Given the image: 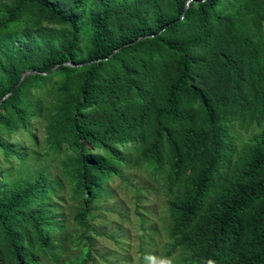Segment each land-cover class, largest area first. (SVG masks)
Instances as JSON below:
<instances>
[{
	"label": "trees",
	"instance_id": "1",
	"mask_svg": "<svg viewBox=\"0 0 264 264\" xmlns=\"http://www.w3.org/2000/svg\"><path fill=\"white\" fill-rule=\"evenodd\" d=\"M187 2L0 0V131L44 118L73 201L46 168L0 182V264H97V201L133 169L161 186L168 241L126 243L117 264H264V133L236 159L231 138L264 121V0ZM27 70L48 73L4 99Z\"/></svg>",
	"mask_w": 264,
	"mask_h": 264
},
{
	"label": "rangeland",
	"instance_id": "2",
	"mask_svg": "<svg viewBox=\"0 0 264 264\" xmlns=\"http://www.w3.org/2000/svg\"><path fill=\"white\" fill-rule=\"evenodd\" d=\"M6 1L11 2L12 0ZM26 27H31L29 28L31 32L36 30L29 22H21L19 25L22 33ZM45 27L57 28L59 26L45 21L41 31H44ZM58 79L57 75L54 76L45 87H51ZM43 90L44 88L32 89L38 94L43 93ZM51 98V96H46V100ZM232 127L231 138L236 148L234 159L249 143L264 133V121L253 123L248 127H240L238 124ZM4 132L0 131V139L12 145L13 149L22 153L24 157L20 158L15 152L7 155L0 147V182L6 187L22 184L46 168L52 178L56 176L64 183V189L61 191L63 200L60 203L64 212L68 213L73 207L72 185L62 174L60 160L64 156V151L71 152L69 147L66 146L63 152L56 154L48 151L46 120L42 117H34L31 125L13 131L10 135ZM126 175L130 184L115 178L108 186L107 193L109 194L101 197L96 204L95 213L98 217L93 221V226L95 230L105 234L100 237L95 235L93 253L97 264H117L123 256L122 247L130 242L138 246L143 237L147 238V242L155 240V245L161 250L168 241V234L165 230L168 209L161 186L152 181L144 169H133ZM142 219L145 220L144 223ZM69 226L73 228L71 222ZM159 243H161L160 246ZM158 258H160L159 255ZM163 261L166 260H155L152 255H149L144 264H164ZM166 262V264L176 263L173 259Z\"/></svg>",
	"mask_w": 264,
	"mask_h": 264
},
{
	"label": "water",
	"instance_id": "3",
	"mask_svg": "<svg viewBox=\"0 0 264 264\" xmlns=\"http://www.w3.org/2000/svg\"><path fill=\"white\" fill-rule=\"evenodd\" d=\"M191 1H192V0H188V2H187V7H189ZM118 50H119V49H116V50L114 51V53H116ZM114 53H113V54H114ZM113 54H112V55H113ZM112 55H111V56H112ZM86 63H89V62L79 63V64L72 63V62H64V64H68V65H71V66H83V65H85ZM57 66H59V64L55 65V66L52 68L51 71L55 70V69L57 68ZM37 73L47 74L48 72H45V71H44V72H40V71H38V70H27V71L23 74V76L21 77L20 81L14 86V88H12V89L6 94V96L4 97V99H5L7 96H9V95H10L15 89H17V88L20 86V84L24 81V79H25L28 75H31V74H37Z\"/></svg>",
	"mask_w": 264,
	"mask_h": 264
}]
</instances>
